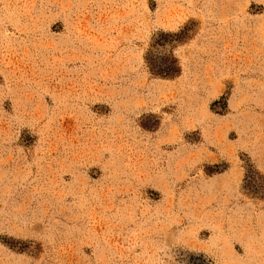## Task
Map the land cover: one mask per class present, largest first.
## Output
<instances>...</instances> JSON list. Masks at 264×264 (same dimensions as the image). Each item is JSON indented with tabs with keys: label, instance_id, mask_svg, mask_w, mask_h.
<instances>
[{
	"label": "rangeland",
	"instance_id": "374dc122",
	"mask_svg": "<svg viewBox=\"0 0 264 264\" xmlns=\"http://www.w3.org/2000/svg\"><path fill=\"white\" fill-rule=\"evenodd\" d=\"M0 264H264V0H0Z\"/></svg>",
	"mask_w": 264,
	"mask_h": 264
},
{
	"label": "trees",
	"instance_id": "16d2710c",
	"mask_svg": "<svg viewBox=\"0 0 264 264\" xmlns=\"http://www.w3.org/2000/svg\"><path fill=\"white\" fill-rule=\"evenodd\" d=\"M178 37V34H170V33H161L154 40V45H165V43L169 42V38ZM148 65L150 71L154 75L162 76V77H174L179 73V66L177 64V60L169 55H149L147 57ZM248 172H250L248 170ZM244 184L248 189L258 188V184L249 174H246L244 178Z\"/></svg>",
	"mask_w": 264,
	"mask_h": 264
}]
</instances>
